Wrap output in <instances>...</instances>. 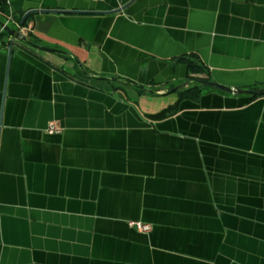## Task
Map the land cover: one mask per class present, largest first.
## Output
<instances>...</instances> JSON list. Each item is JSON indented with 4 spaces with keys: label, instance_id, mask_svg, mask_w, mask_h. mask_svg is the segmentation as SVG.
I'll return each mask as SVG.
<instances>
[{
    "label": "crops",
    "instance_id": "crops-1",
    "mask_svg": "<svg viewBox=\"0 0 264 264\" xmlns=\"http://www.w3.org/2000/svg\"><path fill=\"white\" fill-rule=\"evenodd\" d=\"M6 1L0 264H264V0Z\"/></svg>",
    "mask_w": 264,
    "mask_h": 264
},
{
    "label": "water",
    "instance_id": "water-1",
    "mask_svg": "<svg viewBox=\"0 0 264 264\" xmlns=\"http://www.w3.org/2000/svg\"><path fill=\"white\" fill-rule=\"evenodd\" d=\"M120 9V8H119ZM119 9H114L112 11H116ZM36 11H87V10H79V9H49V8H32L27 10L22 19L21 22L24 23V21L26 20V18L28 17V15L32 12H36ZM95 12H107L105 10H93ZM0 26L6 30L8 33H10L11 35H13L12 41H11V45H10V51L12 49V44L15 40V38H20L21 40L25 41L26 43H29L31 45L43 48V49H47V50H51V51H58V52H64L61 49L52 47V46H48V45H44V44H40L37 43L35 41H33L32 39L28 38L27 35L21 33L20 30H16L14 28H12L8 23H6L5 21H3L2 19H0ZM202 83L206 84V85H212V86H216L219 87L225 91L228 92H245L248 93L250 95H262L264 94V86L261 87H256V88H245V87H240V86H232V85H228V84H223L220 83L216 80H212V79H199ZM189 79H185L183 82L175 85L171 90L176 91L179 90L182 86L186 85L189 83ZM141 86H145V85H141Z\"/></svg>",
    "mask_w": 264,
    "mask_h": 264
},
{
    "label": "trees",
    "instance_id": "trees-1",
    "mask_svg": "<svg viewBox=\"0 0 264 264\" xmlns=\"http://www.w3.org/2000/svg\"><path fill=\"white\" fill-rule=\"evenodd\" d=\"M0 10L5 12L8 16H14V12H11L6 0H0ZM13 13V14H12ZM24 13V12H23ZM17 16L15 21L18 23V28L26 24V20L24 23L21 22L22 15ZM179 58H183L186 60L188 64V73L187 78L190 80L187 86L182 87L180 90L183 93H192L194 96H198L201 93L202 89L205 87V84L202 83L199 79H210L208 68L205 63L202 61L199 55L195 53H190L188 55L180 56ZM203 74V75H200ZM257 95H252V98Z\"/></svg>",
    "mask_w": 264,
    "mask_h": 264
},
{
    "label": "built area",
    "instance_id": "built-area-1",
    "mask_svg": "<svg viewBox=\"0 0 264 264\" xmlns=\"http://www.w3.org/2000/svg\"><path fill=\"white\" fill-rule=\"evenodd\" d=\"M19 30L21 31V33L25 34L24 33V26H21ZM48 130L50 132H55V131H60L61 128L57 125L55 120H52V121H50ZM129 222H130V224L136 225L137 228L140 230L147 231V230L151 229V224L149 222H144V221L136 220V219H131Z\"/></svg>",
    "mask_w": 264,
    "mask_h": 264
}]
</instances>
